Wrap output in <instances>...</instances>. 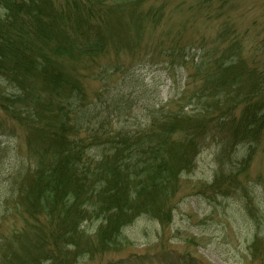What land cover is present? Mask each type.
<instances>
[{
	"label": "trees",
	"instance_id": "16d2710c",
	"mask_svg": "<svg viewBox=\"0 0 264 264\" xmlns=\"http://www.w3.org/2000/svg\"><path fill=\"white\" fill-rule=\"evenodd\" d=\"M215 2L199 9L211 21ZM147 4L0 0V128H20L26 150L7 178L0 264H84L122 252L130 245L125 230L140 218L168 227L185 178L209 147L218 169L201 193L226 197L241 187L264 137V42L248 50L239 26L222 23L209 43L173 38L162 56L170 67L180 62L186 87L150 109L144 127L114 124L131 118V95L111 96L105 108L90 103L85 79L97 60L148 51L145 39L168 24L165 4ZM121 67H103L102 75ZM250 249L264 264L260 230Z\"/></svg>",
	"mask_w": 264,
	"mask_h": 264
},
{
	"label": "rangeland",
	"instance_id": "374dc122",
	"mask_svg": "<svg viewBox=\"0 0 264 264\" xmlns=\"http://www.w3.org/2000/svg\"><path fill=\"white\" fill-rule=\"evenodd\" d=\"M204 2L208 5V0H148L147 5L162 3L168 7V24L158 28L155 37L145 39L150 45L148 51H138L136 56L129 52L116 56L111 51L97 60L85 79L90 103L105 108L111 96L131 95L129 99L135 106L131 118L115 117L114 124L144 127L150 109L179 99L186 87V71L180 62L171 63L174 66L170 67L162 56L179 33L188 41H200L202 37L209 43L217 37L222 23L229 22L248 34V50L264 42V0H216L211 7L215 21L205 18V8L200 12ZM162 33H169L170 37L163 38ZM196 51L193 49L191 55ZM259 61L264 68V51ZM115 65L122 66L119 72L111 70L110 77L102 75L103 67L109 70ZM110 109L115 107L110 105ZM11 128L14 131L7 133ZM25 157L22 130L4 124L0 128V209L6 198L7 178ZM217 169V150L206 148L197 159L196 171L184 180L173 222L168 227L140 218L125 230L130 245L122 252L95 256L84 264H259L250 247L258 230L264 238V137L250 168L240 177L237 192L226 197L201 193L200 185L211 184ZM243 184L248 193L243 191Z\"/></svg>",
	"mask_w": 264,
	"mask_h": 264
}]
</instances>
